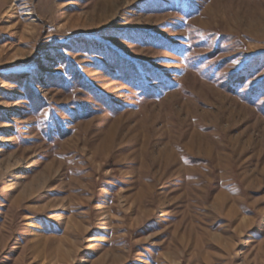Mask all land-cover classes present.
<instances>
[{
	"label": "rangeland",
	"instance_id": "374dc122",
	"mask_svg": "<svg viewBox=\"0 0 264 264\" xmlns=\"http://www.w3.org/2000/svg\"><path fill=\"white\" fill-rule=\"evenodd\" d=\"M0 264H264V0H0Z\"/></svg>",
	"mask_w": 264,
	"mask_h": 264
}]
</instances>
